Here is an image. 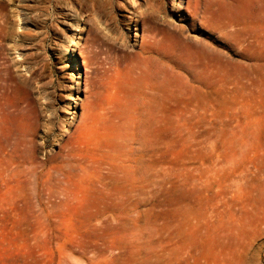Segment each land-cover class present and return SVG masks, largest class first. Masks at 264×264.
Listing matches in <instances>:
<instances>
[{
	"label": "rangeland",
	"instance_id": "374dc122",
	"mask_svg": "<svg viewBox=\"0 0 264 264\" xmlns=\"http://www.w3.org/2000/svg\"><path fill=\"white\" fill-rule=\"evenodd\" d=\"M3 1L0 116L52 182L0 185V264H264V41L211 0Z\"/></svg>",
	"mask_w": 264,
	"mask_h": 264
},
{
	"label": "bare ground",
	"instance_id": "6f19581e",
	"mask_svg": "<svg viewBox=\"0 0 264 264\" xmlns=\"http://www.w3.org/2000/svg\"><path fill=\"white\" fill-rule=\"evenodd\" d=\"M79 5V8L85 6L89 0H70ZM205 12L211 14L210 18V37L222 41H264V0H211L204 4ZM5 10L4 1L0 0V13ZM80 13V11H79ZM262 14L260 17L256 14ZM1 24L4 29L7 19ZM257 22H260L257 24ZM259 27L260 29H257ZM18 103L12 106H6L5 113L0 116V185L12 187L19 185H28L32 182L47 185L52 179H41L40 174L47 160L36 164H23L20 160L22 154H27L32 158L37 157L41 150L36 138V125L26 124L22 117L15 113ZM61 148L59 154H71L74 149L67 146ZM22 167L21 169L19 167ZM42 167V168H41ZM64 167L62 163H57L56 168ZM35 175V178L31 177ZM60 184L69 182L59 178L53 179ZM9 200L17 201L21 198L19 195H9ZM264 234V227L262 228ZM264 241V236L260 240ZM261 254V253H260ZM262 263V262H261ZM264 263V262H263ZM245 264H253L247 260Z\"/></svg>",
	"mask_w": 264,
	"mask_h": 264
}]
</instances>
